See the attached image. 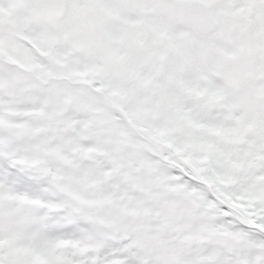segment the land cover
Listing matches in <instances>:
<instances>
[{
    "label": "snow or ice",
    "instance_id": "6c2138e0",
    "mask_svg": "<svg viewBox=\"0 0 264 264\" xmlns=\"http://www.w3.org/2000/svg\"><path fill=\"white\" fill-rule=\"evenodd\" d=\"M0 264H264V0H0Z\"/></svg>",
    "mask_w": 264,
    "mask_h": 264
}]
</instances>
